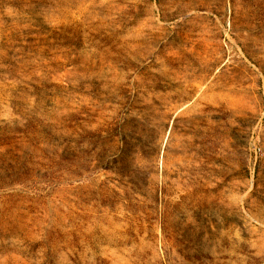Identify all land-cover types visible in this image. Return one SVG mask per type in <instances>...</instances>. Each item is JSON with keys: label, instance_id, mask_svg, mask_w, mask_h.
<instances>
[{"label": "rangeland", "instance_id": "1", "mask_svg": "<svg viewBox=\"0 0 264 264\" xmlns=\"http://www.w3.org/2000/svg\"><path fill=\"white\" fill-rule=\"evenodd\" d=\"M0 264H264V0H0Z\"/></svg>", "mask_w": 264, "mask_h": 264}]
</instances>
